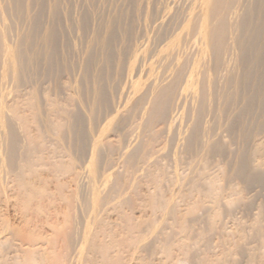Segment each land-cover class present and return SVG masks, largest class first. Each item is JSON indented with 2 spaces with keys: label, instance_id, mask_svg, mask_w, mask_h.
Masks as SVG:
<instances>
[{
  "label": "bare ground",
  "instance_id": "6f19581e",
  "mask_svg": "<svg viewBox=\"0 0 264 264\" xmlns=\"http://www.w3.org/2000/svg\"><path fill=\"white\" fill-rule=\"evenodd\" d=\"M128 1L134 9L127 14ZM261 87L264 0H0V200L16 194L36 204L35 198L49 197L46 184L36 183L40 167L49 165L65 206L69 204L62 221L50 219L46 224L62 233L63 244L33 230L23 241L26 247L16 243L9 257L0 252V264H127L121 256L126 244L111 230L115 221L106 214L111 206L139 198L163 212L157 219L138 217L143 226L146 223L153 245L159 243L168 258L176 249L186 251L194 219L184 216L192 208L185 207L188 212L183 214L178 196L162 198L165 176L160 177L153 164L165 155L181 165L182 155L192 151L188 173L171 178L179 196L186 200L200 191L214 207L223 203L209 163L212 156L226 153L220 132L231 128V110L244 104V111L253 100L264 107ZM120 94L139 122L134 118L127 128L115 113L101 130L102 111ZM160 122L164 132L156 130ZM246 129L241 136L247 138ZM108 131L121 140L109 139ZM165 132L168 145L155 148ZM115 152L127 164L129 170L124 171H129L130 181L117 167ZM236 157L232 166L238 179L247 187L264 189V144L254 142L237 150ZM163 167L159 173L171 176ZM64 173L75 184L70 192L59 181ZM145 179L151 184L147 191L141 186ZM231 193L238 195L237 190ZM138 201L135 205L141 206ZM213 206L205 211L209 227ZM261 209L264 217V201ZM126 214L120 217L133 238L144 229L130 215L133 221L124 218ZM254 227L255 238H264L261 222ZM148 239L142 235L134 240L140 249L136 259L143 260L140 253L149 246ZM248 257L254 264L251 252ZM172 259L167 263L185 261L179 255ZM211 259L196 264H230L226 258Z\"/></svg>",
  "mask_w": 264,
  "mask_h": 264
},
{
  "label": "rangeland",
  "instance_id": "374dc122",
  "mask_svg": "<svg viewBox=\"0 0 264 264\" xmlns=\"http://www.w3.org/2000/svg\"><path fill=\"white\" fill-rule=\"evenodd\" d=\"M126 4H128L125 6L126 7L125 10H126L127 14H128V12L129 13L133 12V9H134V7L132 6L133 3L131 1H128ZM171 5H172V7L175 6L176 1H173ZM129 16H131V15H129ZM129 19H130V17H129ZM66 91H67V95H69L70 91L69 90H66ZM262 91L264 92V87L260 88L259 93H263ZM122 95L121 94L118 95L117 97H120V98L116 97L117 99L115 98L114 103H112L113 105L111 104L112 106L110 105L107 108H105L106 109L105 111H102L101 116L103 118L102 117L100 118L101 119V121H100L101 122L100 123L101 130H103L105 127L107 128V126H109V124H110L109 119H111V116L113 117L116 114H119V116H122V120H124V124L127 126V128H130L131 123H134L136 121L139 122L140 119H138L137 116H136L137 118L134 117L136 121L132 120L134 118L131 115L130 111L126 108L125 96H124V94H122ZM122 97H123V99H122ZM253 101H254V105H253ZM253 101H252V104L250 103L252 106L248 105L247 108H244V111L242 109V105H244V104H240V106L238 107L239 109H242V110H239V109H235L233 111L231 110V112H233L232 114H234V116L230 117L233 119V120L231 119L232 120L231 128H230L231 130L230 129L229 130H223L222 129L220 132L221 138L225 142V144L227 146L226 149L228 151L226 150V153H223V155L220 153L221 155L216 154V155H214V157L212 156L211 159H214V160H212V162H211V159H209L210 160L209 162H211V163H209V165H211V168H212L211 171L212 172L210 170L209 171L211 173H213L212 177L215 179L214 185L217 188L216 193L221 194V197L223 198L222 199L223 203L220 202L218 205H215V207H214L213 204L210 202V198L205 197V195L202 194L200 191H198V193H197V191H193L194 194L190 193L192 195L190 196V198H188V197L186 198L187 201L185 199L182 200V198L179 196V187L174 183L173 179H171V178H173L175 176L174 175L175 173L176 174L178 173L180 175H186L188 173L187 170H189V168H188V164H186V163L188 162V160L192 161L191 158H193V156H194V155H192V153H193L192 151H191V153L188 152V153H184L182 155V164L181 165H177L175 163V161L173 160V157L165 156V155H163L160 158L157 157L158 163L157 162H155V163L158 165L153 164L154 166H156L158 168V170H160L161 167L166 166V169L164 167L162 168L163 171L166 170L165 172H167V174L169 172L168 175H171V176H168L170 178L169 179L168 177H166L167 176L166 174L162 175V172L159 173V171L156 169L157 174H159L160 177L165 176L162 179V181H164V182L161 183V187H160V188H162L161 189L162 191L159 190L160 194L163 193L162 196L164 195L162 198L166 197L168 200L170 197H173L174 195H175V197L178 196L177 200H178V204H179V209L183 212V214H186V212H188V210L185 211V207L188 209L192 208L189 210L190 212L184 216V218L186 220L194 219V221L192 222L193 230H192L191 236L189 238L190 240H188L187 237H186L187 239H185L188 243L190 242L189 247L187 248L186 251L176 249L174 252L175 256L173 254V256L171 257V258L175 259L176 257L178 258V255H179V257H182L183 259H185L184 263H182V264H196L200 260H202V258H204V259L205 258L206 259L212 258L211 260H214L215 257H221V258L229 259L230 264H250L249 257H248L249 252H251L254 256V260H253L254 264H264L263 263L264 260L262 261V259H261V258L264 259V257L259 256L262 253L264 254V238L259 240V239L255 238V233H254V228H255L254 225L256 226V224L259 223V221L261 222L262 226L264 227V217L262 215H260V214H262L261 207H262V204L264 201V189H263L262 185H252V186H248L249 187L248 188L245 183L243 184V182L240 179H238V177L236 176L235 171H234V166H232L237 159V157H236L237 150L239 151V150L248 148L254 142L261 143L262 145L264 144V133L261 129V128H264L263 127L264 126V111H263L264 107L259 106V105L256 106L257 102H255V100H253ZM250 108H251L252 113L250 111ZM246 109H248V110L245 111ZM236 110H238L239 113H241L240 111H242L244 113H241V115L238 114L239 115L238 116L236 114L238 112H234ZM229 115H231L230 111H229ZM104 116H106V118H104ZM238 117L240 118V120ZM105 119L108 121L106 122ZM262 122H263V124L260 125V123H262ZM107 123H108V125H107ZM232 123H234V124H232ZM256 124H258L262 127L260 128V126H258ZM159 126H161V127H159ZM232 128H233V131H232ZM244 128H247L246 130L249 131V133L246 134V135H248L247 138H246V136L245 137L241 136L242 135L241 130ZM157 129L160 131L165 130V124L163 122H162V124H161V122L158 123L156 125V130ZM160 131H158V132H160ZM105 135H107L109 137V139H112L113 141L116 140L118 142L119 134H117L116 132L108 131ZM160 136H161V134H159V137ZM158 139L159 140L155 142L156 144L154 143V145H156L155 148L157 147V149H159V148L166 147L168 145L166 132H165V134H162V136ZM119 140H121V139H119ZM116 141L114 143H117ZM118 154H120V153H118V152H117V154H116V152L114 153V159L119 158L118 156H120V158H122V156L118 155ZM186 154H188V155H186ZM119 159L116 160L117 162L119 161L118 163L116 162L118 164L117 167L120 166L119 170L120 171L122 170L121 172H123L124 170H129L127 164L124 163V161L122 162V159H120V160ZM185 159H187V161ZM159 166H161V167H159ZM45 168H47V169H45ZM50 168L51 167L49 165H45V166L43 165L42 167H40V170H41L40 174L42 175V176L41 175L40 176H41V179H43L44 181L41 179L40 180L36 179V183H38L39 185H40L41 181H42L43 185L46 184V187H47L48 191L50 192V195H49L50 198L47 196H45L44 198H39V197L35 198V199H37L34 201V202L37 201L36 204L33 202L27 203L26 201L22 200V198L20 196H17L16 194H15V196L12 195L13 197H9L7 199L2 198L0 200V241H1L0 244L2 243L0 245V252L2 254H4L6 257L14 255L13 250H14V246L16 243H18V244L22 243L26 247V244L23 241H25L27 239V237L32 236L31 233L33 234L34 231H37V232L42 231L41 232L42 235H45L44 232L49 236L53 235L52 238H55L54 240L58 241L57 242L59 244L58 246L63 244L61 241L62 233H56V232L54 233L51 231V229H49L48 226H46L47 222L50 219L55 220L57 218V220L62 221L63 220L62 216H64L63 214L65 213V211L69 207V204H68V206H65L67 204L61 198L62 197L60 195L61 191H59V189H58L59 186L57 185L56 179L51 174L52 171L49 170ZM208 168L210 169L209 166H208ZM183 170H185V171H183ZM45 171H48V172H45ZM160 171H162V170H160ZM123 174L125 175V179L127 178V180H129V177H131L129 174V171H128V173L126 171H124ZM127 174H129L128 177H126ZM62 175L60 176L59 181L62 180L60 182L65 183L64 190L66 192H68L69 190H73L75 188V184H72L71 178H69V174L66 175L64 173ZM47 176H48V178H47ZM46 179H48V180H46ZM130 180H131V178H130ZM143 181H144V184H143V182H141V184H143L144 186L143 185H141V186L145 189H143L141 186L139 188L143 189L145 191H147L146 188L151 189V184L145 183V182H148V181H146V179ZM147 184H149V185H147ZM145 186H147V187H145ZM56 189H57V191H56ZM50 190H52L53 192ZM177 190H178V192H177ZM233 190H237L238 195H236V194L233 195V193H231ZM172 192L175 194H173ZM169 193H171V194H169ZM140 197H144V196L142 195ZM236 197H239L240 199L232 201V199L236 198ZM135 198H138V197L136 196ZM166 198H164V199H166ZM139 199H140L139 201L137 199H134V203L133 202L129 203V204L127 203V205H125L126 203L124 205L119 204V207H121V208L118 207V208L113 209L111 206L110 209H108L107 214H106V216H109L108 218L111 221L112 220L115 222L117 221V223L120 222L119 224H121V225H119L115 222H112L113 224L111 226V230L112 231L114 230L117 235L119 234L118 236H120V238H122L124 240V244H126V246H123L122 247L123 249H121V251H122L121 256H123L122 259L126 263L128 262L127 264H140V261L142 264L143 260H145V259H146L145 261L147 262V264H162V263L168 264L167 262L171 261V260H169L171 258L170 257L168 258L167 255L162 250L160 251L161 247H160L159 243L157 244V247H159V248L156 247V244L153 245L154 241H153L150 233L148 232V228H146V223L144 224V226L142 225L143 223H141L142 219L147 220V219H150L152 217L154 219L160 218L162 216L161 214H163V212L161 210L152 209L151 206L149 205L148 201H147V204H145V202H146L145 200H147L146 198H145V200H143L144 198L143 199L139 198ZM188 199H190V200L188 201ZM229 199H231V200H229ZM141 200L144 204L141 202ZM23 201L26 203H24ZM137 201L142 203L141 206H137V205H139L138 203H136ZM25 204H26V206H25ZM32 204H34V205H32ZM131 204H133V205H131ZM135 204H137V205H135ZM41 206L44 208H41ZM134 206H137L138 208L134 207ZM188 206H190V207H188ZM210 206L214 207V209H212V211L210 210V213L208 212V217H210V220L213 223V226H211V227H209V223L207 224L208 219L205 222V220H206V213H205L206 207H210ZM38 207H40V208H38ZM42 209H43V211H42ZM118 210H121V213H124V214L127 213L125 215L127 217H124V218H129V217L132 218L133 217L134 221L132 220L133 218L132 219L129 218V219L132 220L133 222L141 221L139 223H141V225H142L141 228L144 230H141V231H138L137 233H135L134 234L135 236H133L134 239L132 238V236L127 235L128 233L124 227L125 223L123 222L124 219H122L120 217L121 213H119ZM63 211H64V213H63ZM53 212H55V213H53ZM49 215H51L52 217ZM128 215H130V216L128 217ZM117 216H119V217H117ZM48 217H49V219H48ZM138 217L139 218L141 217L140 218L141 220ZM204 217H205V219H204ZM195 218H197V219H195ZM31 227L32 228L34 227V228L32 229ZM170 227L168 228V231H169V233H173L175 231V228H173L172 226H170ZM200 232H201V236H197V233H198V235H200L199 234ZM263 233H264V228H263ZM139 234H142L144 238L146 236L150 237V239H148V241H150L152 239L150 242H148V243H150V244H148L149 246H147V248H145V250H143L142 253H140V254H142L140 256L143 257L142 258L143 260H141L139 258L136 259L137 257H139L138 251L140 249H138L136 247V242L134 240L138 239L139 237H142V235L140 236ZM175 236H178V235H175ZM175 236H174V240H177L178 238L176 237L177 238L176 239ZM179 236L181 237V235H179ZM125 240H127V242ZM131 243H132V245H131ZM133 243H134V245H133ZM127 246H129V247H127ZM154 248H157V249H154ZM227 249H230L231 251H229ZM123 250H125V251H123ZM183 251H185V252H183ZM227 251H228V254H227ZM129 257L131 260L129 259ZM146 262H144L143 264H146Z\"/></svg>",
  "mask_w": 264,
  "mask_h": 264
}]
</instances>
